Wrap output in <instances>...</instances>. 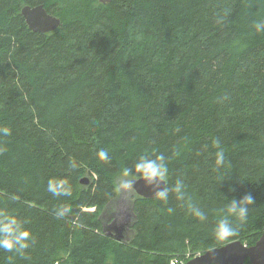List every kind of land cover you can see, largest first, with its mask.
<instances>
[{
	"label": "trees",
	"instance_id": "1",
	"mask_svg": "<svg viewBox=\"0 0 264 264\" xmlns=\"http://www.w3.org/2000/svg\"><path fill=\"white\" fill-rule=\"evenodd\" d=\"M38 5L60 19L56 31L27 28L21 9ZM258 24L264 0H0V209L27 220L32 237L23 253L0 249V264L9 257L11 264H171L233 241L254 245L264 233ZM182 137L191 138L192 152L175 159L170 174L186 177L204 219L174 198L161 206L129 191L131 234L125 244L106 237L120 167L152 147L167 155ZM214 139L233 164L217 191L256 198L248 222L227 240L214 238L218 217L206 207L216 199L205 182L211 159L204 163ZM102 148L107 162L95 159ZM61 178L70 179L72 197L48 191ZM60 204L69 208L64 219L54 215Z\"/></svg>",
	"mask_w": 264,
	"mask_h": 264
},
{
	"label": "clouds",
	"instance_id": "2",
	"mask_svg": "<svg viewBox=\"0 0 264 264\" xmlns=\"http://www.w3.org/2000/svg\"><path fill=\"white\" fill-rule=\"evenodd\" d=\"M258 29L264 30V24H258ZM213 151L204 158L208 165V177L206 183L210 182L211 190L215 193V201L207 202V209L218 217L214 228V238L217 240H227L238 234L239 229L248 222L249 214L253 206L256 205V198L251 192L240 195L239 198L232 196L227 198L217 191V188L233 170V164L228 154V147L220 139L212 141ZM192 152V141L190 137H182L172 146L169 154H165L158 147L141 152L131 166L122 165L119 169L118 178L121 189L135 191L133 185L143 182L144 188H150L153 192L151 197L167 206L173 198L191 217L203 220L205 217V207H202L195 197V189L187 183L186 177L181 174L175 179L170 174L171 163L186 153ZM200 157L201 153H195ZM98 162L109 160V150L102 148L95 154ZM75 168L76 165L73 164ZM238 183H245L238 179ZM163 185V188H160ZM159 189V190H157ZM48 191L54 197H72L73 187L69 178H61L51 181ZM191 191V195L189 194ZM236 191L235 187H229L228 192ZM199 199L207 201V197ZM57 219H64L69 215V208L66 204H60L54 209ZM235 221V223H234ZM27 220H21L15 215L6 213L0 209V249L5 252L23 253L29 248L32 237L30 231L25 227ZM9 264L12 258L9 257Z\"/></svg>",
	"mask_w": 264,
	"mask_h": 264
},
{
	"label": "water",
	"instance_id": "3",
	"mask_svg": "<svg viewBox=\"0 0 264 264\" xmlns=\"http://www.w3.org/2000/svg\"><path fill=\"white\" fill-rule=\"evenodd\" d=\"M100 4H109L112 0H98ZM27 28L38 34H48L56 31L60 26V19L49 14L42 5L35 7L24 6L21 9ZM90 182L88 177H83L80 184L88 185ZM135 191H131L133 195L142 199H152L153 192L150 188H144L143 182H137L133 185ZM163 188V185H160ZM159 190V189H157ZM131 205L127 206L126 220H113L103 232L106 237L125 244L127 242V233L132 229L134 224V215ZM264 264V233L257 242L252 246H245L240 241L230 242L220 248L211 249L202 253L186 264Z\"/></svg>",
	"mask_w": 264,
	"mask_h": 264
},
{
	"label": "rangeland",
	"instance_id": "4",
	"mask_svg": "<svg viewBox=\"0 0 264 264\" xmlns=\"http://www.w3.org/2000/svg\"><path fill=\"white\" fill-rule=\"evenodd\" d=\"M129 190H124L121 189L119 186V181H118V193H119V201L117 202V206L113 207V205H111L110 209H107L104 212V217L105 219H107V225H110L111 222L115 219V220H126L127 219V205L126 202L128 200V194ZM111 216V217H109ZM109 218L112 219V221H109ZM195 256H192L190 254L186 255V260H190ZM107 264H110V261L107 262Z\"/></svg>",
	"mask_w": 264,
	"mask_h": 264
},
{
	"label": "built area",
	"instance_id": "5",
	"mask_svg": "<svg viewBox=\"0 0 264 264\" xmlns=\"http://www.w3.org/2000/svg\"><path fill=\"white\" fill-rule=\"evenodd\" d=\"M185 263H186V260H177V259L171 262V264H185Z\"/></svg>",
	"mask_w": 264,
	"mask_h": 264
},
{
	"label": "flooded vegetation",
	"instance_id": "6",
	"mask_svg": "<svg viewBox=\"0 0 264 264\" xmlns=\"http://www.w3.org/2000/svg\"><path fill=\"white\" fill-rule=\"evenodd\" d=\"M106 228V227H105ZM131 234V230L127 233V237L129 238V235ZM127 238V239H128ZM246 264H249L248 262H246Z\"/></svg>",
	"mask_w": 264,
	"mask_h": 264
}]
</instances>
